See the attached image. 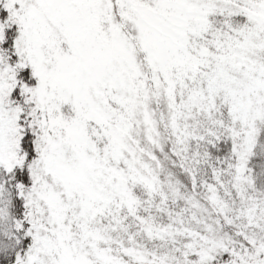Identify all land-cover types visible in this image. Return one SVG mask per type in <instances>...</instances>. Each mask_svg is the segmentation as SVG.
Segmentation results:
<instances>
[{
	"label": "snow or ice",
	"instance_id": "obj_1",
	"mask_svg": "<svg viewBox=\"0 0 264 264\" xmlns=\"http://www.w3.org/2000/svg\"><path fill=\"white\" fill-rule=\"evenodd\" d=\"M0 264H264V0H0Z\"/></svg>",
	"mask_w": 264,
	"mask_h": 264
}]
</instances>
